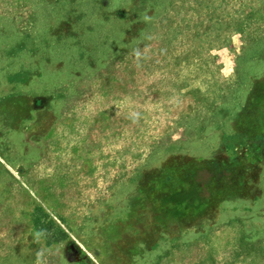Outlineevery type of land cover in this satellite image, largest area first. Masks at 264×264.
Returning a JSON list of instances; mask_svg holds the SVG:
<instances>
[{
  "label": "rangeland",
  "instance_id": "obj_1",
  "mask_svg": "<svg viewBox=\"0 0 264 264\" xmlns=\"http://www.w3.org/2000/svg\"><path fill=\"white\" fill-rule=\"evenodd\" d=\"M0 264H264V0H0Z\"/></svg>",
  "mask_w": 264,
  "mask_h": 264
}]
</instances>
